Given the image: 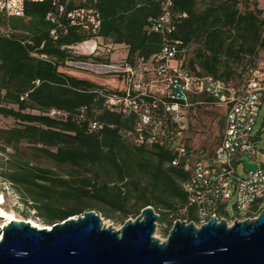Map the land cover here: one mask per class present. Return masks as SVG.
<instances>
[{
	"label": "trees",
	"instance_id": "1",
	"mask_svg": "<svg viewBox=\"0 0 264 264\" xmlns=\"http://www.w3.org/2000/svg\"><path fill=\"white\" fill-rule=\"evenodd\" d=\"M162 1L97 0L102 18L98 35L126 45L130 63L137 57L149 59L162 48L160 35L146 30L149 18L161 14ZM171 1L176 23L173 38L189 46L199 45L193 60L187 61V54L183 60L193 73L230 82L236 74L231 63H241L245 57L264 51L263 11L257 2L251 9L247 0ZM243 1L246 6L241 10ZM53 10V0H44L27 3L22 17L0 13V27L8 30L0 33V116L18 123L0 130L4 142L14 150L9 166L1 173L3 179L21 193L25 202H32L48 225L85 211H99L100 205L119 214L124 223L130 215L152 206L159 220L168 223L166 234L180 219L181 210L186 209L183 220L196 222L195 209L188 206V194L182 186L188 173L183 165L172 166L174 154L159 147H135L125 141L119 131L131 128L134 119L102 107V100L92 90L105 83L60 70L69 61L91 58L72 54L66 48L91 36L68 27L67 34L59 32L54 39L51 31L55 26L46 19ZM95 61L110 62L99 57ZM27 92L28 98L22 100ZM197 100L211 99L200 96ZM83 107L87 112L80 121L26 112L59 109L73 115ZM90 121L104 126L90 132ZM23 143L56 165L67 167V171L60 174L26 161L20 155Z\"/></svg>",
	"mask_w": 264,
	"mask_h": 264
},
{
	"label": "built area",
	"instance_id": "2",
	"mask_svg": "<svg viewBox=\"0 0 264 264\" xmlns=\"http://www.w3.org/2000/svg\"><path fill=\"white\" fill-rule=\"evenodd\" d=\"M43 1L0 0V13L22 17L27 3ZM96 3L97 0H53L54 10L46 19L55 26L51 31L54 39L59 32L67 34L68 27L79 28L91 36L80 44L66 47L72 54L91 58L67 64L111 76L113 81L120 83L115 88L103 85L92 92L102 100L104 109L134 119L131 128L120 129L121 137L135 147H159L174 154L172 166L183 165L188 173L182 186L188 194V206L194 207L196 212L197 220L191 222L197 226L208 223L213 216L226 221L256 217L264 209V167L257 162L260 151L253 135L264 107V62L241 88L224 79L193 73L183 64L189 45L173 38L176 23L172 1L164 0L160 4L161 14L150 17L146 26L148 33L160 35V52L149 59L137 57L133 63L127 57L114 63L112 56L117 51L116 44L98 35L102 18ZM106 41L109 43L105 44ZM104 52L110 55L104 56ZM98 57L110 62L95 61ZM28 95L29 92L25 93L21 99ZM200 96L211 100L194 101ZM199 104L222 106L226 125L212 156L195 160L187 133L189 116ZM86 112L87 107H83L73 115L59 109L38 114L56 120L66 121L72 117L80 121L85 119ZM103 126L98 121H90L89 129L96 132ZM244 159L258 164L259 168L247 171ZM240 164L244 165V174L238 170ZM232 200L233 216L228 213Z\"/></svg>",
	"mask_w": 264,
	"mask_h": 264
},
{
	"label": "water",
	"instance_id": "3",
	"mask_svg": "<svg viewBox=\"0 0 264 264\" xmlns=\"http://www.w3.org/2000/svg\"><path fill=\"white\" fill-rule=\"evenodd\" d=\"M244 162L247 171L259 168ZM159 217L147 206L119 230L95 210L41 229L0 217V264H264V209L232 224L177 220L165 240L154 235Z\"/></svg>",
	"mask_w": 264,
	"mask_h": 264
},
{
	"label": "rangeland",
	"instance_id": "4",
	"mask_svg": "<svg viewBox=\"0 0 264 264\" xmlns=\"http://www.w3.org/2000/svg\"><path fill=\"white\" fill-rule=\"evenodd\" d=\"M251 4V9H253L254 2L258 3V8L263 11L262 18L264 19V0H247ZM246 6V1H243L240 4L241 10H244ZM8 30L5 28L0 27V33H7ZM109 42L106 41L105 44ZM199 48L198 44H191L189 46V51L187 53V61L193 60L196 51ZM118 54L114 58V63L120 61V55L122 50L117 51ZM77 55V54H76ZM110 55V53L104 52L103 54ZM264 62V51L259 50L255 56L253 57H245L241 63H231L232 68L236 72L235 76L230 79V83L233 84L236 88H241L242 85L248 81L251 75L255 72L256 69L260 67V64ZM63 72L67 73L68 75H75L78 76L77 73L80 72L82 74V78H89L96 81L98 84L105 83L109 87L115 88L118 84L117 81H113L111 76L97 74L93 70H82L80 68L74 67L70 64H65ZM104 84V85H105ZM16 108V107H15ZM27 113L38 114L39 111L37 110H27ZM189 123L190 129L187 133L188 135V145L190 150L193 153L194 159H200L203 157H210L216 146L219 144L220 140L222 139L225 131V110L222 106L217 104H199L195 106L194 111L189 116ZM18 123L13 118H4L0 116V130L11 129L17 126ZM256 137L257 147L259 149V155L257 157V162L261 166H264V107L258 117L254 134ZM3 149H6L4 152ZM14 150L10 146H8L3 138L0 136V195L3 197V203L1 204V208L7 212L13 214L19 220H25L27 222H31L37 224L40 227H50L44 222L43 218L40 216L39 211L35 208L32 202H25L21 193L14 188L10 183L6 182L3 177L1 176L2 171L9 166V161L11 160L10 154H13ZM20 155L26 161L38 165L40 167L53 169L60 174H64L67 171V167H60L56 165V163L48 158L47 156L43 155L42 153L34 150L32 146L27 143H23L20 145ZM238 170L241 174H244V165L240 164ZM234 201H230L228 206V213L233 216L235 215L234 211ZM99 211L95 210L102 219V222L106 226H111L116 230H119L124 222L120 218L119 214H114L108 211V208L104 205H100L98 207ZM185 213L184 210H181L178 213V217L181 221L183 220L182 215ZM106 214H110L111 217L109 218ZM138 215H130L127 220H135ZM171 218V216L169 217ZM126 220V221H127ZM175 220V221H177ZM235 219H227L229 224H232ZM4 221V220H3ZM125 221V222H126ZM174 221V222H175ZM188 222V221H187ZM189 223V222H188ZM168 230V223L161 222L160 220L157 221L156 230H155V237L160 240H165L168 236L166 234Z\"/></svg>",
	"mask_w": 264,
	"mask_h": 264
},
{
	"label": "bare ground",
	"instance_id": "5",
	"mask_svg": "<svg viewBox=\"0 0 264 264\" xmlns=\"http://www.w3.org/2000/svg\"><path fill=\"white\" fill-rule=\"evenodd\" d=\"M3 203V197L0 195V217L3 218L4 221H2V225H7L9 221L12 220H19L17 217H15L13 214L11 213H7L5 212L2 208H1V204ZM31 223V222H30ZM34 227H37L39 229L43 228L38 226L37 224L31 223Z\"/></svg>",
	"mask_w": 264,
	"mask_h": 264
},
{
	"label": "crops",
	"instance_id": "6",
	"mask_svg": "<svg viewBox=\"0 0 264 264\" xmlns=\"http://www.w3.org/2000/svg\"><path fill=\"white\" fill-rule=\"evenodd\" d=\"M116 48H117V51H118V50H122V51H123V52L120 53V55H117V56H119V57L121 56V57H120V60L128 56V47H127L126 45H124V44H116ZM117 51L113 54L114 58L116 57L115 55L118 54ZM113 56H112V59H113ZM117 58H118V57H116V59H117ZM62 69H63V67H62L60 70L62 71ZM77 75H78V77H81V76H82V74H81L80 72H78ZM87 78H88V77H87ZM103 84H104V83H103ZM225 125H226V119H225ZM220 141H221V140H220ZM219 143H220V142H219ZM216 147H217V146H216ZM213 153H214V152H213ZM211 156H212V155H211ZM211 156H210V157H211ZM206 158H209V157H206Z\"/></svg>",
	"mask_w": 264,
	"mask_h": 264
}]
</instances>
